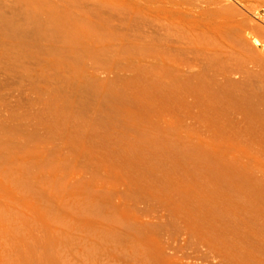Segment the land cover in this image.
Returning a JSON list of instances; mask_svg holds the SVG:
<instances>
[{"label":"rangeland","instance_id":"1","mask_svg":"<svg viewBox=\"0 0 264 264\" xmlns=\"http://www.w3.org/2000/svg\"><path fill=\"white\" fill-rule=\"evenodd\" d=\"M159 1L0 0V264H226L210 239L264 238V138L200 130L224 120L177 116L157 83L163 32L179 69L229 20L264 49V0Z\"/></svg>","mask_w":264,"mask_h":264},{"label":"bare ground","instance_id":"2","mask_svg":"<svg viewBox=\"0 0 264 264\" xmlns=\"http://www.w3.org/2000/svg\"><path fill=\"white\" fill-rule=\"evenodd\" d=\"M159 2H161V0ZM162 2H163V7H162L161 11H163V8L166 9V7H168V4H169L168 0H163ZM176 4L178 5L179 3L175 2L174 5H176ZM174 5H172V6H174ZM174 7H176V6H174ZM212 7H214L213 9L215 10V6H212ZM221 7L224 8L223 6H221ZM221 7L220 6L217 7L218 9L216 8L217 10H215V11L218 12V10H219V12H220L222 9H219V8H221ZM230 7H232V6L230 5ZM171 8H173V7H171ZM165 9H164V12H162V13H165ZM177 9H179V6L176 8V10L174 8L175 13L177 11L180 12V9L179 10H177ZM203 9H201V10L203 12L207 11V13L210 10V9H208V10H205V9L203 10ZM232 9H233V11H231ZM232 9L230 8V11L233 12V14H238L239 11H241L243 13V11L241 9L238 11H237V9L235 10L234 7H232ZM168 10L172 11V9H168ZM181 10H182V6H181ZM226 10H227L226 12H228L229 9H226ZM171 11H169V12H171ZM182 11H184L185 13L190 12L187 10L186 11L182 10ZM222 11H221V14H222ZM169 12H166V13L168 14ZM231 12H229V15L231 14ZM241 12L239 14H241ZM214 13L215 12L212 13V17H215L217 15L216 13H215L216 15ZM210 14H211V12H210ZM213 14H214V16H213ZM202 15H204V14H202ZM231 15H230V17L229 16L228 17L232 18V17L237 16V15H234L231 17ZM164 16H166V15H163V19L161 20L162 21L161 22L162 28L163 29L165 28L166 32L168 33V29L164 25L165 24ZM206 16H204V18H206ZM208 16H209V13H208ZM208 16H207V19H208ZM240 16H238V17H240ZM197 17L194 18V21ZM217 17H216V19H218ZM211 18H209V19H211ZM243 18H244V15H243ZM245 18H246V16H245ZM201 19H203V17ZM213 19H215V18H212L211 20L213 21ZM241 19L239 18L238 20H241ZM247 19L251 20V21L253 20V18H249V17L246 18V20ZM258 19H261V18H258ZM220 20H221V18H220ZM222 20H224V19H222ZM189 21H192V19H190ZM204 21H205V19H204ZM251 21H250V24L252 25L251 28L253 27V30H255V27H256V30L257 29L261 30V31L259 30L261 32V34H260V32H256V35L260 34L261 36L262 35L264 36V26H263L264 24L261 25L259 21H256V19H255V21L257 23L259 22L258 24L255 22L252 23ZM260 21L264 22V19H262ZM196 22H197V20H196ZM207 22H208V20H207ZM209 22L211 23V21H209ZM228 22H227L226 27L233 26L235 30L238 29L237 31L234 30L233 33H235V34H233V35L231 34L232 32L230 33L231 35H229V33L226 32L227 30H229V28L227 29L225 27L226 30L225 31L222 30V28H224L222 26H224L225 23L224 24L222 23L223 25L222 24L220 25L221 29L219 28L220 31L221 30L223 31L221 33H223V35H225V36H223L222 34H221L222 37H221V35L217 36L216 34L213 36L211 33L206 32L208 30H205V28H204L205 34L208 33L207 35L210 34L213 37H210L208 39V38H206L207 35L205 36L204 33H200V34L198 33L197 35L195 33L196 36L195 35L194 36L197 38H200L201 42L198 44L195 43V46L192 45V46H194V48H197V49H193V50H196V51L201 50L200 53H203V57H204V58H202V60L200 59L202 61V63H200L201 66H198L200 64H198V65L195 64L196 65L195 67L192 66V68H196L198 66L197 69L191 68V69L187 70V69H181V68L179 69L175 65L172 66L173 65L172 62H174V61H172L170 59V57H168L169 53H167V52H168V50L173 49V47H177L176 43H175L174 39L172 37H169V35H166L165 32H163L161 34V37H160L161 38L160 39V51H161V53H160V58H159V63H158L159 76L157 75L159 78H157V80H158L157 83H158V87H159L158 89L160 91L159 92L160 96L164 99L162 100L160 97V100H162L164 103H166V106H168L166 98H168V96L172 94L173 99H171V101H173L175 103V106H173V104H174L173 102H172V106H171V104L169 106H171V108L174 107V110H172L173 108L171 110H172V112L176 113L177 116L178 115H187V116L194 118V119H196V118L197 119H200V118L205 119L207 117L206 118L207 120H209L210 118L211 119L212 118L213 119L214 118H221L224 120L221 124L217 122L216 123L217 125H210L207 122L206 123L203 122L204 124H202V123H198L199 122L198 121L197 126H195V127L199 128L200 130L204 129L205 131H207V129L213 130V128H216V129H221L220 131H222V130L223 131L225 130L226 132L229 131L228 133H231L230 131H232V133H239L241 136H243V135L245 136V134H246V136L248 134H250V135L252 134V135H258V136H261L264 138V49L263 48H257L258 50L257 49L256 50L259 52L256 53V52H254V50L256 48V46L253 45L254 43L251 42L253 44H250L252 47H254V50H253V48L250 45L248 46L247 40H249V39L248 38L247 39L245 38L246 40L243 39L244 38L243 36L244 35L246 36V34L244 33V32H246V30H245L246 25L245 24H248L247 25L248 27L250 26L247 21L245 24L244 23L228 24ZM235 22H236V20H235ZM238 22H241V21H238ZM169 23H171V25L176 24L174 22H169ZM189 23H191V22H189ZM189 23H187V27H188V25L190 27L192 25H195L193 23H191V24H189ZM220 23H221V21H220ZM220 23H218V24H220ZM182 24H184V22H182ZM199 24H200V22L198 23V25ZM171 25L169 28L172 30ZM211 25H213V24H211ZM216 25H217V23H216ZM209 27H211V26L209 25ZM209 27H208V29H209ZM214 27H215V23H214L212 28H214ZM194 28H192L193 30L192 29L191 30L195 32V30L197 28L196 29H194ZM216 28L218 29L217 26H216ZM216 28H215V30H216ZM231 28L232 27H230V29ZM202 29H203V27H202ZM255 31L251 30V33L255 34ZM191 32L189 31V34ZM218 32H219V30L217 31V33ZM224 32H226V33L224 34ZM236 32H237V34H236ZM192 33H191V36H192L191 38L189 37L190 35H187V37H189L188 40L191 41L190 42L191 44L193 42H197L196 38L194 39V36L192 35ZM242 33H244L243 36H242ZM249 33H250V31H249ZM219 34H220V32H219ZM202 36L206 39H203ZM201 39H203V41ZM198 42H199V40H198ZM190 43L187 41L185 48H187V45L189 46ZM191 44H190L189 48H193L191 46ZM178 45H180V44H178ZM181 45H183V44H181ZM182 47H184V46H182ZM198 49H200V50H198ZM174 67H176V68H174ZM233 73H234V75H235V73L236 74L238 73V76L236 75L234 77V75H232ZM168 90L171 94L165 93L166 91L168 92ZM246 136L244 137L245 141L242 140L243 143L246 142V138H247ZM247 140H249V139H247ZM251 141L252 140L248 141V143H250V145H251ZM248 143H247V145H249ZM255 143H252V145H256ZM257 144L264 145V140L257 142ZM243 230L246 231V228ZM241 231L242 230H239V232H235V235H238L237 236L238 238L234 237V235H233L234 231L227 232V233H221L220 236L213 238V242H212V239L209 238L210 239V245L211 244L214 245V242H216V244L218 246L217 247L218 252L221 255V259L223 260L221 262L222 263L225 262L226 264H264V238L262 237V240L260 242H258L251 237V235H250L251 233H249L247 231H246L247 233L244 231H242V232ZM245 234H247V235H245ZM214 239H217V240L214 241ZM213 245H212V247H209V245H208V249L210 248L212 250V248L214 247ZM214 250L215 249H213L212 251L215 252ZM218 252H216V253H218ZM216 255H218V254H216Z\"/></svg>","mask_w":264,"mask_h":264}]
</instances>
